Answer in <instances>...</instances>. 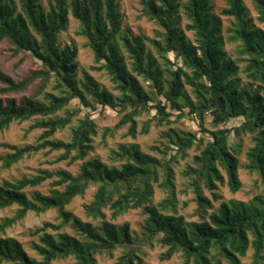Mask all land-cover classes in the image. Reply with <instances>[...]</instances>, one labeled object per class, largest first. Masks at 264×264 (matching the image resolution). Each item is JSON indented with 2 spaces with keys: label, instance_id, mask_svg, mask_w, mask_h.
<instances>
[{
  "label": "trees",
  "instance_id": "16d2710c",
  "mask_svg": "<svg viewBox=\"0 0 264 264\" xmlns=\"http://www.w3.org/2000/svg\"><path fill=\"white\" fill-rule=\"evenodd\" d=\"M223 2L224 8L215 14L212 0H138L140 17L159 29L157 38H148L122 31L116 0H46V6L41 0H0V44L7 43L13 57L21 55L37 63L19 80L0 71L4 86L0 94H17L34 86L18 99L0 97V132L12 123L31 120L25 133L40 131L32 144H3L9 152L0 156L1 166L8 169L43 150L60 152L56 163L80 162L75 173L39 169L35 175L0 183V211L16 207L12 217L0 221V233L28 213L53 210L59 221L43 222L30 231L36 237L30 249L38 259L30 257L16 239L0 237V264H53L67 259L73 264H96L98 256L113 257L116 250L115 264H145L142 248L153 241L165 248L161 261L180 254L181 264H242L251 250L248 264H264V0H249L263 28L253 24L243 0ZM69 15L79 23L76 35L93 55L90 70L104 72L117 95L80 68L74 43L59 41ZM181 15L193 41L181 28ZM220 16L229 20L224 30ZM226 43L236 46L235 58L226 53ZM97 107L120 116L115 129H106L104 137L124 126L132 139L148 134L151 121L138 129L137 118L151 110L156 126H170L188 115L202 125L208 114L212 127L223 128L209 132L207 139L168 128L161 136L164 143L152 146L150 152H142L136 144H119L107 164L90 156L97 136L93 116L78 117L82 108L96 111ZM232 120L240 123L226 129ZM65 129L67 141L54 138ZM243 137L251 146L242 167L257 175L263 189L246 203L230 200L214 209L202 188L211 192L215 202L220 199L217 184L226 185L231 193L240 190ZM193 147L199 151L195 167L187 166L183 176L195 195L199 220L186 221L177 210L171 165ZM47 181L48 194L35 190ZM90 187L94 192L83 210L86 217L99 221L96 226L66 210ZM155 187L165 192L157 205ZM134 210L144 216L139 234L131 233L126 223L116 226L107 220V212L113 221Z\"/></svg>",
  "mask_w": 264,
  "mask_h": 264
},
{
  "label": "rangeland",
  "instance_id": "374dc122",
  "mask_svg": "<svg viewBox=\"0 0 264 264\" xmlns=\"http://www.w3.org/2000/svg\"><path fill=\"white\" fill-rule=\"evenodd\" d=\"M118 4V13L121 18V29L128 36H139L144 35L148 38H157L156 32L159 31L158 27L148 21L145 18L140 17V6L138 0H116ZM245 6L249 11V15L253 20V24L256 27L263 28V25L259 24L256 20V13L254 12L249 0H243ZM43 6H46V0H41ZM214 6V13L219 14L220 10L224 8L223 0H212ZM222 19L223 30L228 27L229 20L223 16ZM187 20L183 15H181V28L184 31L186 37L193 41V34L190 31H186L185 25ZM79 29V23L69 15V25L67 30L59 36V41L62 44L74 43L78 49L77 61L80 68L87 70V72L102 86L109 90L113 95H117V91L114 89L113 84L110 82L109 78L104 72H96L90 70V67L94 65L93 55L91 51L84 46L85 40L76 35ZM224 35H226L224 33ZM236 46L234 44L226 43L225 51L232 58L236 57ZM170 60L173 59L171 55H168ZM243 64H240L242 69ZM37 68V63L33 62L30 58L23 59L21 55L13 57L10 52V46L3 42L0 44V71L10 76L14 80L21 79L29 70ZM244 79V78H243ZM36 84V82H35ZM142 84L146 87V83L143 81ZM34 85V84H33ZM4 86L0 84V88ZM21 92V93H8L0 94V97L7 98H20L21 96H27L30 94L32 89ZM147 89V88H146ZM51 90V86L47 88V91ZM76 102H72L70 106L74 107ZM69 106V107H70ZM85 113H91L93 120L97 127V136L94 137L93 145L94 151L90 154L91 157L100 158L103 162L110 164V152L115 150L119 144H136L139 146L142 152H150L152 146H160V143H164L161 138L162 134L168 128H175L185 132L195 134L197 137L208 138V133L215 131L217 129L223 128V125L218 127H212L211 117L206 114L203 117V124L200 125V121L194 115L184 116L177 120L174 124L170 126H156L155 122L151 119L154 115V110L149 113H144L137 118L138 129H140L141 124L145 121H151L150 129L146 135H137L135 139L130 138L126 135V126L114 130L110 135L103 136L106 129H115L116 123L119 121L120 116L116 111L109 108L101 109L97 107L96 111H91L90 109L82 108L79 118ZM175 115L174 112H171ZM62 115V113H59ZM240 123L239 120H232L226 125V129H230ZM33 124V121H27L23 123H12L9 128L3 132H0V156L8 153L9 151L2 147L3 144L22 146L24 144H32L35 142L36 138L40 134L39 130H33L29 133H25L27 128ZM69 136V130L65 129L61 132H57L54 138L67 141ZM240 154H239V164L238 178L241 183V188L236 193H231L226 185L217 184V190L215 191L220 199L215 202L212 198L210 191L202 188L203 196L208 199L210 204L214 206V209L218 207L220 202H228L230 200H237L246 203L254 195L259 194L263 186L261 185L259 178L254 173H249L242 166L245 164V152L251 146V142L248 137H243L240 141ZM175 152L171 154L174 155ZM170 154V155H171ZM199 154L198 149L193 147L188 150L186 157H177V160L171 165L175 171V191L177 194L178 207L177 210L179 214L183 215L186 221H198L197 206L194 202L195 195L192 193L191 188L188 186L187 180L184 178L185 170L187 166L195 167L194 158ZM60 155V152H47V150L40 151L39 153L32 155L28 158H24L17 164L12 165L10 168L5 169L0 163V183L2 181L13 182L22 177H29L35 175L39 169H64L71 173H75L78 169L80 162H76L72 165H67V161L55 162V159ZM158 158H161L160 155ZM222 174H225L221 170ZM50 181L45 182L40 187L35 190L41 192L42 194H48ZM28 191V190H27ZM94 192V187H90L84 197L75 198L72 203L66 207V210L71 212L74 216L78 217L83 222L91 223L93 226L99 224L98 220H92L86 217L83 210V205L90 202L92 194ZM165 198V192L159 187L154 188V198L153 204L157 205L160 201ZM16 207L0 211V221L4 218L12 217ZM212 209L208 210V213ZM107 220L116 226H121L123 224H128L131 233H140V225L143 222L144 216L139 210L129 211L126 214L119 216L115 220L111 221L109 219V212L106 213ZM43 222H51L57 224L59 221L56 219V214L53 210L47 211L42 214L28 213L21 221L17 222L10 228L6 229L4 233H0V237H8L16 239L21 243L26 253L32 257L38 259L37 255L30 249L31 241H36V237H31L30 231L40 227ZM66 232L69 230L64 229ZM144 253L143 259L145 264H181L182 260L180 254L174 255L171 259L167 261H161L159 256L165 251L155 241L152 242L150 246H144L142 248ZM119 255V250L113 252V257L107 255H101L96 258V264H115L116 258ZM251 250L247 253L246 257L241 260L242 264H248L250 262ZM53 264H73V260L67 259L62 261H56Z\"/></svg>",
  "mask_w": 264,
  "mask_h": 264
}]
</instances>
